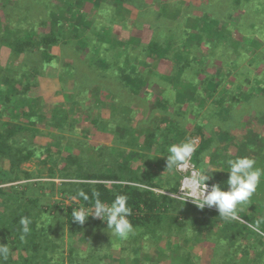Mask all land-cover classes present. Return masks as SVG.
Returning a JSON list of instances; mask_svg holds the SVG:
<instances>
[{
  "label": "trees",
  "instance_id": "16d2710c",
  "mask_svg": "<svg viewBox=\"0 0 264 264\" xmlns=\"http://www.w3.org/2000/svg\"><path fill=\"white\" fill-rule=\"evenodd\" d=\"M17 1L20 0H13L11 4L12 0H0V9L5 11L0 15L7 16L9 19L6 23H1L3 21L0 17V43L11 49L12 53L21 54L23 57L20 61L18 59L17 62L6 65H3L0 60V116L9 118L8 129L3 131L0 126V156L9 157L12 161L9 169L0 165V206L3 207H0V244H8L10 248L7 258L0 257V264H113V260L126 264L125 256L116 257L117 253L113 251L115 241H112L113 235H110L106 230V222L89 217L81 225L72 220L73 206L66 207L65 204L54 206L44 199V196H48L47 191H44V187H46L44 182L38 184L32 181L19 183L21 179L31 176L30 172L21 168L24 162L32 160L35 155H41L45 161L50 157L52 159L54 156H58L52 147L38 145L33 139L25 138V142L16 143L18 134L32 127L24 125L22 121L24 117L30 125L34 126L38 120L43 122L42 119L46 118L41 113L44 108H47V104L43 103V90H40L38 77L45 73L54 77L58 70V75L61 77L64 74L65 79L66 76L73 77L74 75L71 74L73 72L76 77L74 82L71 81L74 86L69 90L77 93L81 86L88 88L87 84L91 86L95 83L97 87H105L108 91L114 92L111 85L105 86L104 83L108 78L116 77L118 81L123 82L125 87L114 85L115 88L122 90L127 88L128 91L137 93L150 80L146 75L149 72L146 68H155L154 71H158V62L161 56L164 54L176 55L177 59L179 58L176 72L179 73L180 68L186 69V74L190 73L189 76L198 80L194 86V91H198L197 97L194 96V93H189V89L175 92L180 103L176 115L181 117L183 113L180 114L179 111L190 112L191 110H194L195 113L199 112V115L201 113L199 131H207L210 140L213 141L215 135H221L219 132L221 129L224 132L223 135L230 134L229 128L237 125L233 123L238 120V115L241 116L240 123L241 121H251L252 115L249 118L244 117L252 113H256V117L264 121V93L254 91L255 88L264 91V87L258 84L260 79L264 78V74L255 75V70H251L249 67L244 69L243 74L251 70L247 83L254 85L246 87L243 84L246 81H242L240 77L237 80L226 81L223 78H218L216 74L212 75L206 71L207 67L210 68L211 63L202 58L209 53L203 38H201L202 33L208 36L210 33L220 36L230 31L224 27L219 28L211 17V11H205L202 4H199V9L203 12L199 16L195 13L190 15L187 10L180 12L176 7L183 3L182 0H164L161 3L163 5L158 8L155 5L157 1L161 0H21L26 5L23 3L19 5L18 14L26 13L28 4L32 9L40 11L42 17L35 16L30 19L25 17L23 20L35 24L33 27L19 28L17 20L11 19L6 12ZM87 3H94L92 13L85 11L84 6ZM128 4L135 8H129ZM172 7L176 11L172 9L171 14H175L178 20L181 16L182 26L178 25V20H163L164 10ZM183 7L186 9L185 4ZM46 17L51 22L50 30L37 33L34 27L39 24V19L47 22L43 19ZM196 19L199 20V27H197ZM145 22H151V26L157 29L153 39L148 42L150 44L149 54L142 57L144 59L131 58L127 48L131 45L130 40L118 35L113 23L133 27L142 26ZM236 27L239 28V26ZM160 30L163 31V35L160 34ZM132 38L137 40V37ZM57 43L68 48L73 56V62L71 61L70 64L75 70L71 71L69 65L60 66L59 55L51 49ZM139 43L143 46L142 51H145V43ZM253 43H257V41L253 39ZM30 55H34L42 63V71H39L35 65L29 64ZM152 57H155V60L151 62ZM198 58L199 66L196 62ZM154 71L152 69L151 73L156 75L161 73ZM94 74H98L99 77L96 80H91ZM162 74L164 75V73ZM164 76L168 77L169 75L165 74ZM185 84L187 85L189 82ZM165 89L168 88L161 87L160 93L156 96L157 102L166 100ZM96 90L97 88L94 87L89 92L81 93L84 98H90V108L106 105V100ZM64 93L66 92L64 91ZM98 94L99 96L96 98ZM106 94L109 97L114 95L108 92ZM210 100L211 103H209ZM193 101L198 102V105ZM108 105L113 107L111 104ZM81 107L85 114L89 115L87 106L81 105ZM123 110V108H119L120 114ZM60 112L59 107L55 106L52 116L47 118L46 124L53 122L56 118L61 119ZM172 113L171 110L166 111L169 119H171ZM169 119L158 118L155 123L156 127L149 128L147 131L139 129L140 127L131 129L127 124L120 123L119 130L123 129L122 136L129 130L135 133L124 140V144L115 141V145L105 146L89 140L86 141L87 148H85L86 145L80 146L82 150L78 152L71 149L70 154L63 158L65 159L63 164H58L57 159L54 160L56 166L62 164V167L59 168L60 178L64 181L59 189L64 198L73 199L80 189L89 195L90 201L93 189L100 193V199L106 203H111L117 195H126L128 205L132 209L129 219L134 228L139 231L136 237L141 234L150 235L152 239L156 240L155 244L159 250L164 251V248L159 245V240L165 235H168L169 238L185 240L191 244L214 241L216 249L211 264H258V262L264 264V236L249 227L250 224L257 225L260 230L264 231V196H262L264 178L257 188L260 193L255 192L248 202L238 207L237 215L241 219L226 220L219 216L215 207L198 209L197 205L192 202L181 201V199L171 197L164 192H157L154 187L170 189L175 193L179 192L180 181L170 177L167 180L170 185L167 186L165 177L157 172L158 170L166 171L165 161L163 165L156 163L153 170L150 168L152 166L150 159H146L145 166L141 169L140 167L139 170L134 168L135 157L142 155L144 151L150 153L154 143H158V152H165L168 144L178 143L183 137L184 131L187 132L186 128L180 126L181 119H178L174 125ZM91 120L90 123L97 130L102 127V119L97 117ZM101 123L102 125H100ZM216 125L221 129L218 131L212 129ZM231 125L234 126L231 127ZM166 127L171 132L166 131ZM31 130L36 131L33 127ZM73 130L70 128V132H74ZM164 132L169 137H166V141L163 139L160 141ZM238 141V153L236 155L229 153L227 158L222 157L219 161L212 159L213 154L207 150L208 143L196 150V162L201 154L208 157V160L199 166L202 171L211 176L207 182L209 185L220 183L226 189L227 171L229 170L226 161L228 159L247 155L255 158L257 165L264 168V153H262L264 131L249 130L248 134ZM249 143L255 146L254 149L247 151ZM90 148L93 150L91 155L88 153ZM58 151L60 154L64 152L62 148ZM166 154L169 153L166 152ZM150 157L152 158V156ZM210 168L212 171H207ZM220 168L223 169V172L219 171ZM171 169L174 167L172 166ZM169 172H166L167 176H169ZM176 176H178V172L175 171L173 177ZM54 188L55 186H52L51 190ZM31 192L33 195H30ZM258 197H262L259 199L260 202L255 201ZM76 200L79 201L76 203L78 205L76 207L91 206L90 202H85L82 198L77 197ZM21 217L30 219V231L26 235L22 232ZM53 218L58 220L54 221ZM65 224L68 230H65ZM207 231L208 234H206ZM211 232L217 234L219 238L215 235L212 237ZM205 234L206 237H204ZM22 235H24L23 239H21ZM242 236L255 240L252 243V250H257L254 256L250 254L251 248L245 243L243 247L240 246L242 257L232 253L231 250L242 245ZM77 237L87 241V246L77 245ZM170 244L169 247L172 251L169 257L173 264H194L192 251H184L186 246L182 245V242L181 244L170 242ZM119 253H122V250ZM221 254H224L223 258H220ZM128 258L130 261L127 264H158L155 260H150V256L149 260L145 257L144 260L141 259L137 248H134L132 256L130 255Z\"/></svg>",
  "mask_w": 264,
  "mask_h": 264
},
{
  "label": "rangeland",
  "instance_id": "374dc122",
  "mask_svg": "<svg viewBox=\"0 0 264 264\" xmlns=\"http://www.w3.org/2000/svg\"><path fill=\"white\" fill-rule=\"evenodd\" d=\"M16 1V0H14ZM164 0L157 1L155 7H161ZM183 3L180 4L179 7H176L177 9L181 11H188L190 12V15L192 13L198 14L201 16L202 10L199 9V0H182ZM13 3V0L11 4ZM18 3V4H17ZM25 4L24 2L17 1L15 2L11 7L8 8L6 11L11 19L17 20V27H33L35 23L28 22L23 19H30L34 18L35 16L42 17L41 12L32 9L30 5L27 4L28 11L24 14H18L17 10L20 4ZM192 3V4H190ZM94 4V3H93ZM91 3H87V5L84 6L85 11L87 10L89 13L93 12L94 5ZM183 4H185L186 9L183 7ZM205 11H211L213 10L214 4L215 9L211 12V17L215 20V23L218 24L219 28H226V24H230L231 27H235V31L237 33H241L242 29H247L246 32H251L254 28H257L258 30L264 29V0H204L203 3H201ZM26 5V4H25ZM37 6V5H36ZM38 7V6H37ZM128 7L133 9L135 8L133 5L128 4ZM1 8V7H0ZM182 8V9H181ZM172 9L174 7L165 9V15L163 16V20H178L175 14H171ZM175 10V9H174ZM173 10V11H174ZM176 11V10H175ZM87 12V13H88ZM5 13V11L0 9V14ZM235 13V17L231 19L232 14ZM227 14V15H226ZM1 17V23H6V21H9L7 16ZM176 17V18H175ZM47 20V22H44V20L39 19V24H36L34 27L35 31L37 33L41 32H48L51 27V22H49L48 17L43 18ZM162 22H165L163 21ZM32 21V20H31ZM37 22V23H38ZM197 27H199V20L196 19ZM115 29V32H117L118 35L122 37H126L129 42L131 43L130 46H128L129 50V57L131 58H139L144 59L142 57H145L150 50V42L153 37L155 36V31L157 29L153 28L151 26V22H145L142 26H133V27H127V25L123 24H115L113 23ZM178 25L182 26L183 21L181 20V16L178 20ZM236 26H239L237 28ZM252 28V30H250ZM262 32V31H261ZM230 32L224 33L220 36H214L212 33L208 36L205 33H202L201 38H203L204 43L206 45V49L209 53L207 55L202 56L204 61H210L211 65L210 68L207 67L206 71L210 74H216L218 78H223L226 81L228 80H237L238 77L241 78V80H245L246 82L243 83L246 85V87H251L254 85H250L247 83L248 75L251 70H255V75L264 74V45L260 49V51H254L250 52L249 50L253 47L249 46L247 44L243 45H237L241 48V51H238L236 53V59H239V66L234 67L231 66L229 63L228 58L231 57V52H228L230 49V46L232 43L230 42ZM232 33V32H231ZM160 34L163 35V31L160 30ZM248 36V34H246ZM132 37H137V40L135 41ZM251 37V36H248ZM139 38V39H138ZM128 43V41H126ZM139 42H144L145 44V51H142L143 46L140 45ZM165 47H167V44H165ZM141 48V50H140ZM54 53L58 54L59 58V64L62 65H69L71 66L70 70H75L73 65H71V61L73 62L72 54L68 51V48L63 47L62 44L57 43L54 44L51 48ZM139 50L141 53L139 54ZM134 51L135 53H133ZM21 54H14L11 52V49H9L7 46H4L0 43V60L3 63V65L10 64L17 62L23 58L21 57ZM31 58L29 59L31 65H35L39 71L41 70L42 63L39 62L35 58L34 55H30ZM127 56V55H126ZM201 58V59H202ZM155 60V57H152L151 62ZM254 61H256V66L254 67ZM199 66V58L198 61H196ZM179 63V58L177 59L176 55H163L159 59L158 62V71H154L155 68H146L147 71H149L146 75L150 79L141 87V90L137 93L130 92L127 90H122L115 88L117 87H125L122 81H118L116 77H110L107 79L106 85H111V88H114V92L108 91L105 87H97V84L89 85L87 84L88 88H84L81 86L79 88V93L72 90L70 91L69 88L73 87L71 81L74 82L75 80V74L72 72L74 76L71 78H68V76L64 79V74L60 77L58 75V70L55 72V76H49L47 73L42 74L40 77H38L37 81L39 82V86H41L40 90L43 92V103L47 104V108H44L42 110V114L46 116V118H43V122L38 120L36 126L30 125L28 120L24 117L22 119L25 126L29 125L32 126L33 129H36V131H33L31 129H26L22 132H20L17 136L16 143L25 142L26 139H33L36 141L38 145H44L46 147L49 145L52 147L54 152H57L58 156H54L52 159L51 157L47 159L46 161L43 160L41 155H35L32 160L24 162L21 165L22 169L27 170L31 173V176L21 179V182L19 183H25V182H44L46 184V187H44V191L48 193V196H44V199L49 201L52 205H58V204H65L66 207H76L77 201L76 199H69L64 198L61 190L59 187L63 184L64 179L60 178V169L62 167V164L65 162L64 157H66L69 153V151L72 149V151L78 152L82 149L80 146H85L86 141H91L94 143L103 144L105 146H112L115 145V141H118L121 144H124V140L130 138L131 135L135 134L131 130L126 131L123 136L121 132L123 129L119 130L120 123L122 125L127 124L131 129H135L133 127H140L139 129L147 131L149 128H155V123L157 122L158 118L166 117L169 119L166 115V111H173L171 119V123L174 125L175 122H177L178 119H181L180 126L182 128H186L187 132L184 131L183 137L178 141H184L187 139H194L197 142V148L200 146H205L206 143L209 147L207 150H210V154H213L212 159H216L219 161L220 159L227 158V155L233 154L236 155L239 151V148L237 147L239 141L238 139L243 138L248 134L249 130L252 131H258L262 132L264 131V121L260 120L261 118L256 117L255 114H250L246 117H250L251 115L253 118L247 121H241V116L238 115V120L233 123L237 124L232 128H229V135H223V131L220 128V126H213L212 129L219 130L221 135L217 134L214 137V140H210V135L205 130L199 131V121L202 118V114L199 112H194V110L187 112L183 111L179 113H183L181 117H178L176 114L177 108L180 106L179 101L177 100L175 96V92L181 89H189V93H194V96L197 97L198 91H194V86L198 82L197 78H192L190 73L186 74V69L180 68V72L177 73L178 70L176 67ZM196 65V64H193ZM249 65V66H248ZM247 67L253 68L248 73L243 74V70ZM145 69V71H146ZM159 73V75L152 74L151 71ZM65 70V69H64ZM68 72V71H67ZM82 72V71H81ZM162 73L168 74L169 76H164ZM171 74V75H170ZM98 74H94L91 77V80L98 79ZM239 78V79H240ZM100 80V79H99ZM202 80V79H201ZM186 82H189V84H185ZM113 84V85H112ZM258 84L262 85L264 87V78H261ZM256 85V84H255ZM166 86L168 89H165V95L166 100L163 101H156V96L160 93L161 87ZM97 88L96 91L100 92V96L104 100H106V105H101V107L95 106L94 108H90V98H84L81 93L89 92L92 90V88ZM74 89V88H72ZM69 90V92H67ZM64 91L66 93H64ZM169 91V93H168ZM221 91V90H220ZM254 91H257L258 93H261L264 91L259 90L258 88L254 89ZM114 94L113 96L109 97L106 93ZM168 93V94H167ZM107 96V98H104V96ZM99 96V94L96 96V98ZM41 100L39 101V103ZM198 105V102L193 101ZM211 103V100L209 101ZM108 104L113 105L111 108ZM81 105L87 106L89 109L88 114L86 115L84 110L82 109ZM55 106L59 107V110L61 111V119L56 118L53 120V122H47V118L52 116V111L55 108ZM188 106V105H187ZM115 107V109H114ZM123 108V112L120 114L119 108ZM205 109V108H204ZM247 110H249V107H247ZM96 111V112H95ZM97 111H99L97 113ZM97 113V115H96ZM246 114V113H245ZM243 114V115H245ZM63 116V118H62ZM88 116V117H87ZM100 118L103 121L100 125L102 127L100 129H96L92 123L91 119ZM9 118L7 116H0V126L2 130L8 129V122ZM153 123V124H152ZM152 124V125H151ZM28 126V127H29ZM70 128H73L74 132H70ZM68 129V130H67ZM64 130V131H62ZM166 131H170L169 128L166 127ZM171 132V131H170ZM163 135V138L160 139V141L163 139L166 141V137H169L166 132ZM68 135V138H67ZM62 136V137H61ZM124 137V138H123ZM176 137V136H174ZM239 137V138H238ZM26 138V139H25ZM15 143V142H14ZM158 143H154L152 150L149 151L150 153H144L142 155H139L138 157H135L133 165L134 168L136 167L139 170L142 167L145 166L146 159H150L152 161V166L150 167L153 170V167L156 163L163 165V162L165 161L166 168L168 167L167 162V155L166 152H168V148L165 150V152H158ZM171 144H168V147ZM252 143H249L247 146V151H250L251 149H254V146ZM88 146L86 145L85 148ZM63 149V154H60L58 150ZM121 148H124L121 146ZM92 149L88 150L89 155L92 154ZM153 151V152H152ZM158 153H154V152ZM196 152V151H195ZM195 152L193 156L190 158L188 164L184 166L182 169L177 170L176 166L173 165L174 169L167 168L165 170H158V174H161L165 177V184L167 186L170 185V182L168 183L167 180L172 177L173 180L180 181L179 186V192H171L172 190L166 189V188H157L154 187V189L161 193L164 192L167 195L169 194L171 197H175L177 199H181V201H189L193 203V200L191 198H188V193H183V191L180 189L181 187H187V177H189L193 172H200V173H207L205 171L201 170V167L199 166L201 163L208 160L207 155L201 154L198 156L197 162H196V155ZM48 153V152H47ZM264 153V150L262 151ZM251 154V153H250ZM47 155V154H46ZM152 156V158L150 157ZM45 157V155H44ZM58 160V164L62 163L61 166H56L54 164V160ZM85 163V162H84ZM0 165L5 168L9 169L12 165L11 158L9 157H2L0 156ZM215 168V167H214ZM212 169H207V171ZM220 170L223 169L220 168ZM169 172L167 176L166 172ZM178 172V176L173 177L174 172ZM139 172V171H138ZM228 178H226L227 180ZM55 186L54 190H51V187ZM226 186V189L227 190ZM262 187L264 189V182L262 184ZM171 192V193H170ZM256 192L260 193V190L257 189ZM184 194V195H183ZM30 195H33L32 192ZM262 196H264V192L262 193ZM262 197H258L255 199V201L260 202L259 199ZM264 200V198H263ZM194 205H196L194 203ZM3 208L2 206H0ZM198 207V206H197ZM79 208V207H77ZM199 209V207H198ZM238 216V215H237ZM238 219H241L240 216H238ZM53 220H58L57 218H53ZM245 221V220H243ZM216 227V226H215ZM65 230L67 228V225H64ZM217 228V227H216ZM218 229V228H217ZM221 231V229H218ZM214 237V235L217 236V234H214L211 232ZM259 233H264V231L259 229ZM139 234V231H137L134 228V232L129 235V237L125 240H121L118 237L113 236V242L115 243L113 246L114 253H117L116 257H122L125 256L126 264L130 261V258L128 256H132L134 248H137L139 250V256L141 254V259L144 260V257L149 260H152L155 262H158V264H173L172 259L169 257L171 253V246L170 242L177 243L179 242L182 245L186 246L184 247V251H192V259L194 261V264H211L213 255L216 249V243L214 241H203V242H197L191 244L190 242H186L185 240L181 241L179 239H173L169 238L168 235L163 236L162 239L159 240V245L164 248V251H161L158 249V247L155 244L154 239L151 238L150 235H143L136 237V235ZM208 234V231L206 232ZM206 234L204 237H206ZM220 235V232H218ZM264 236V235H263ZM243 242L242 245H239L236 247L235 250L232 253L237 254L238 257H242V249L240 246L243 247L244 243L249 245V248H251V255L254 256L257 253V250H252V243L255 240L248 239L247 236H242ZM56 239V238H55ZM77 245L79 246H87V241L81 240L79 237H77ZM264 244V243H263ZM191 246V247H190ZM122 250V253H119V251ZM17 255V252H15ZM148 255V256H147ZM224 254L220 255V258H223ZM150 256V258H149ZM176 256V254H175ZM264 257V255H263ZM192 261V262H193ZM113 264H122L120 262H116L113 260ZM258 264H260L258 262Z\"/></svg>",
  "mask_w": 264,
  "mask_h": 264
},
{
  "label": "clouds",
  "instance_id": "9594fccd",
  "mask_svg": "<svg viewBox=\"0 0 264 264\" xmlns=\"http://www.w3.org/2000/svg\"><path fill=\"white\" fill-rule=\"evenodd\" d=\"M196 148L197 142L194 139H187L170 145L167 150L169 153L167 155V168L175 165L177 170L182 169L188 164ZM226 164L229 169L226 181L227 190L220 183L209 187L207 182L211 176L198 171L187 177V187L180 189L184 194L188 193V198H191L200 209L215 207L221 218L236 220L238 219V207L250 200L257 191L262 178H264V168L257 165L255 158L247 155L228 159ZM175 195L177 196L176 193ZM77 197L82 198L85 202H90L91 206L87 208L83 206L74 207L71 214L73 221L83 225L89 217L100 219L106 222L108 233L121 240L127 239L134 232V226L129 219L132 209L128 205L126 195H117L111 203H106L100 199V193L93 189L90 201L89 195L80 189L73 199L75 200ZM20 224L23 234H28L30 219L21 217ZM249 227L253 231H259L257 225L250 224ZM24 235L21 236V239L24 238ZM9 252L8 244H0V257L7 258Z\"/></svg>",
  "mask_w": 264,
  "mask_h": 264
},
{
  "label": "crops",
  "instance_id": "0c3cea01",
  "mask_svg": "<svg viewBox=\"0 0 264 264\" xmlns=\"http://www.w3.org/2000/svg\"><path fill=\"white\" fill-rule=\"evenodd\" d=\"M204 0H199V4L201 5V3H203ZM192 4V3H190ZM215 9V4H214V7H213V10ZM211 10V12L213 11ZM235 17V14L234 16L231 17L234 18ZM226 28L230 31L229 35H230V42L232 43V45L230 46V49L228 50V52H231V57L228 58L229 60V63L231 66H234V67H238L239 66V59H236V53H238V51H241V48L238 47L237 45H243V44H247L249 46H252L254 48L251 47V49L249 50L250 52H254V51H259V52H262L260 51V49L263 47L264 45V29H262L261 31L258 30L257 28H254L252 30V28L250 30H252L251 32H246L245 31L247 29H242L241 28V33H237L235 30V27H231L230 24H226ZM226 32V31H225ZM232 32V33H231ZM246 34H248V36H251V37H248ZM253 39L257 41V43H253ZM263 60H264V57H263ZM255 65L254 67L256 66V61H254ZM249 66V65H248ZM253 67V68H254ZM251 68V69H253Z\"/></svg>",
  "mask_w": 264,
  "mask_h": 264
},
{
  "label": "built area",
  "instance_id": "2783aa9c",
  "mask_svg": "<svg viewBox=\"0 0 264 264\" xmlns=\"http://www.w3.org/2000/svg\"><path fill=\"white\" fill-rule=\"evenodd\" d=\"M211 185H209V187H210ZM193 195H194V193H192Z\"/></svg>",
  "mask_w": 264,
  "mask_h": 264
},
{
  "label": "flooded vegetation",
  "instance_id": "af4514ba",
  "mask_svg": "<svg viewBox=\"0 0 264 264\" xmlns=\"http://www.w3.org/2000/svg\"><path fill=\"white\" fill-rule=\"evenodd\" d=\"M194 203V202H193Z\"/></svg>",
  "mask_w": 264,
  "mask_h": 264
}]
</instances>
